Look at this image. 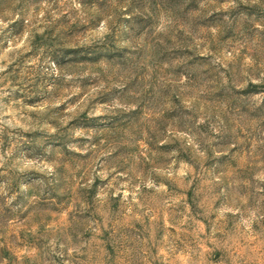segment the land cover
I'll return each mask as SVG.
<instances>
[{
	"label": "rangeland",
	"instance_id": "374dc122",
	"mask_svg": "<svg viewBox=\"0 0 264 264\" xmlns=\"http://www.w3.org/2000/svg\"><path fill=\"white\" fill-rule=\"evenodd\" d=\"M0 264H264V0H0Z\"/></svg>",
	"mask_w": 264,
	"mask_h": 264
}]
</instances>
